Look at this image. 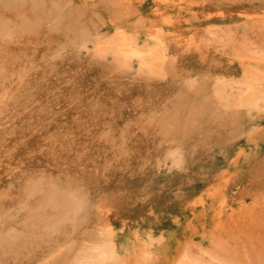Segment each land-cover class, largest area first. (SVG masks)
Segmentation results:
<instances>
[{
  "label": "rangeland",
  "instance_id": "374dc122",
  "mask_svg": "<svg viewBox=\"0 0 264 264\" xmlns=\"http://www.w3.org/2000/svg\"><path fill=\"white\" fill-rule=\"evenodd\" d=\"M10 1L0 2V144L67 107L0 158V264H264V0H17L39 16ZM24 66L32 77L8 84L7 69ZM79 70L6 124L17 100Z\"/></svg>",
  "mask_w": 264,
  "mask_h": 264
},
{
  "label": "bare ground",
  "instance_id": "6f19581e",
  "mask_svg": "<svg viewBox=\"0 0 264 264\" xmlns=\"http://www.w3.org/2000/svg\"><path fill=\"white\" fill-rule=\"evenodd\" d=\"M5 1L7 2L8 0H5ZM5 1L1 0V1H0V2H2L1 5L4 4ZM13 1H14V0H13ZM13 1H12V2H13ZM16 1H17V0H16ZM16 1H15L14 3H16L17 6H18V3H19L20 1H19V2L17 1L18 3H17ZM34 1H35V2H39L40 0H39V1H38V0H37V1H36V0H33V2H34ZM42 1H43V0H42ZM42 1H41V2H42ZM48 1H49V0H48ZM53 1H55V0H53ZM66 1H67V0H66ZM112 1H113V0H112ZM157 1H158V0H157ZM10 2H11V1H10ZM10 2H9V4H7V5L10 6V4L12 3V2H11V3H10ZM25 2H26V1H25ZM30 2H32V0H29L28 3H30ZM33 2H32V3H33ZM41 2H40V4H39L40 7H41V5L43 4V3L41 4ZM49 2H50V1H49ZM51 2H52V1H51ZM71 2H72V1H71ZM114 2L116 3V1H114ZM166 2H167V1H166ZM7 3H8V2H7ZM26 3H27V2H26ZM32 3H31V5H32ZM44 3H45V0H44ZM129 3H130V2H129ZM161 3H162V2H161ZM16 4H15V5L12 4L13 7L15 6V8H16ZM19 4H21V3H19ZM23 4H25V3H23ZM23 4H21L19 7H23V6H22ZM83 4H85V3H83ZM12 5H11V8H13ZM26 5H27V4H26ZM33 5H37V6H39L38 3H35V4L33 3ZM68 5H69V4H68ZM80 5H81V4H80ZM4 6H5V4H4ZM4 6H2L3 9H4L5 7L7 8V6H5V7H4ZM28 6H30V5H28ZM37 6H33V7L35 8V7H37ZM65 6H66V5H65ZM65 6H64V7H65ZM120 6H121V5H120ZM24 7H25V6H24ZM24 7H23V8H24ZM33 7H31V6H30V8H29V7H25V10H26V8H29V11H32V10H30V9H32ZM40 7H38V8H40ZM15 8H14V9H15ZM42 8H43V7H42ZM42 8H41V9H42ZM50 8H51V7H50ZM50 8H49V9H50ZM114 8H115V6H114ZM3 9H2V10H3ZM21 9H22V8H21ZM35 9H36V8H35ZM49 9H48V10H49ZM17 10H18V9H17ZM17 10H16V11H17ZM25 10H24V11H25ZM37 10H38V9L35 10L36 13H37ZM39 10H40V9H39ZM48 10H47V11H48ZM50 10H51V9H50ZM77 10H78V9H77ZM77 10H75V12H76ZM12 11L16 12V11L13 10V9H12ZM19 11L21 12V10H18V12H19ZM24 11H23V13H24ZM27 11H28V10H26V12H27ZM41 11H43V9H42ZM51 11H53V10H51ZM51 11H50V12H51ZM32 12H33V14L28 13V15H31V16L34 15L35 12H34V11H32ZM50 12H49V13H50ZM10 13H11V12H10ZM39 13H40V11H39ZM42 13L45 14L46 12H42ZM21 14H22V12H21ZM21 14H20V15H21ZM24 14H25V13H24ZM47 14H48V13H46V15H47ZM51 14H52V13H51ZM157 14H158V13H157ZM15 15H17L18 17H20L18 14H15ZM37 15H38V13H37ZM76 15H77V14H76ZM81 15H83V14H81ZM118 15H119V14H118ZM159 15H160V13H159ZM17 16H14V15H13V17H17ZM23 16H24V15H23ZM26 16H27V15H26ZM38 16H39V15H38ZM43 16H44V15H43ZM49 16H51V17L53 18L54 15H53V14H52V15H48V17H49ZM2 17H3V15H2ZM18 17H17V18H18ZM24 17H25V16H24ZM24 17H23V18H24ZM45 17H46V16H44V18H45ZM48 17H47V19L50 20L49 22L51 23V22H52V20H51L52 18L50 19V18H48ZM74 17H77V16L74 15ZM140 17H141V16H140ZM168 17H169V16H168ZM20 18H21V17H20ZM20 18H19V19H20ZM23 18H21V19L24 20L25 18H24V19H23ZM28 18H29V16H28ZM35 18H36V17H35ZM39 18H40V17H39ZM44 18H42V21H43ZM165 18H166V17H165ZM0 19H3V18H0ZM5 19H6V18H5ZM21 19H20V20H21ZM33 19H34V17H32V20H33ZM37 19H38V18H37ZM37 19H36V20H37ZM75 19H76V18H75ZM77 19H78V18H77ZM8 20L11 21V19H8ZM26 20H27V17H26ZM40 20H41V19H40ZM48 20H46V22H45V20H44V22L47 23ZM78 20H80V17H79ZM165 20H166V19H164L163 22H164ZM1 21H4V20H0V22H1ZM18 21H19V20H17V23H20V24H21V22H23V21H21V22H18ZM27 21H28L27 23H28V26H29V25H30L29 20H27ZM30 21H31V20H30ZM148 21H149V20H148ZM166 21H169V19L166 20ZM166 21H165V22H166ZM11 22H15V21H11ZM40 22H41V21H40ZM44 22L41 23V24L45 25ZM78 22H80V21H78ZM4 23H5V22H4ZM35 23H36V22H35ZM52 23H53V22H52ZM171 23H172V22H171ZM0 24H1V23H0ZM8 24H9V23H8ZM10 24H11V23H10ZM10 24H9V26H10ZM20 24H19V25H20ZM48 24H49V23H48ZM89 24H90V23H89ZM94 24H95V23H93V26L96 25V24H95V25H94ZM169 24H170V23H169ZM22 25L25 26L26 24H25V25L22 24ZM36 25H37V23H36L35 25H33V26H35V28H37L38 31H41V30L38 29V27H36ZM39 25H40V24H39ZM90 25H91V24H90ZM170 25H171V24H170ZM174 25H175V24H174ZM0 26H1V25H0ZM11 26L14 27L13 32H11L12 30L9 31L10 28H8V27L6 28V29H8V32L11 33V37H12V35H13V36L15 35V33H14L15 30H16V32H17V30H18L17 34H20V33H21V32L19 33V29H18L17 27H15V24H14V23H13V25H11ZM45 26H46V25H45ZM20 27H22V26H20ZM39 27L42 28L43 26L40 25ZM49 27H50V25H49ZM15 28H17V29H15ZM24 28H25V27H24ZM43 28H46V27H43ZM12 29H13V28H12ZM20 29H23V28H20ZM31 29H32V26H31ZM48 29H49V28H48ZM48 29H47V30H48ZM51 29H52V28H51ZM146 29H147V28H146ZM157 29H158V28H157ZM157 29H152V30L150 31V33L148 34V36L151 37V38H153V39H155V40H161L160 33L158 34ZM34 30H36V29H34ZM34 30H33V31H34ZM47 30H46V31H47ZM21 31H22V30H21ZM42 31H43V30H42ZM48 31H49V30H48ZM51 31H54V29L51 30ZM25 32H26V29H25ZM27 32H28V31H27ZM35 32H36V31H35ZM37 33H39V32H37ZM40 33H43V32H40ZM40 33H39V34H40ZM52 33H53V32H52ZM138 33H139V32H138ZM1 34H2V33H1ZM3 34H5V32H4ZM17 34H16V37H17ZM23 34H24V33H23ZM31 34H32V33H31ZM43 34H44V33H43ZM181 34H182L181 32H177V31L174 32V33L172 34V36H173V40H176V41H182V40H184V37H182ZM24 35H25V34H24ZM26 35H28V34L26 33ZM29 35H30V32H29ZM33 35H34V33H33ZM33 35H31V36H32V37H35V36H37L38 34H36V35H34V36H33ZM44 35H45V34H44ZM20 36L22 37L23 35L20 34L18 37H20ZM58 36H59V35H58ZM3 37H4V35H3ZM3 37H2V38H3ZM11 37L9 36L10 39H11ZM14 37H15V36H14ZM16 37H15V38H16ZM32 37H31V38H32ZM39 37H40V36H39ZM6 38H7V37H6ZM6 38H5V39H6ZM15 38H14V39H15ZM22 38H23V37H22ZM26 38H27V36H26ZM37 38H38V37H37ZM37 38H36V41H37ZM42 38H43V37H42ZM49 38H50V37H49ZM56 38H57V37H56ZM56 38H55V39H56ZM58 38H59V37H58ZM58 38H57V39H58ZM5 39H4V40H5ZM7 39H8V38H7ZM14 39H13V40H14ZM17 39H18V38H17ZM28 39H30V36H29ZM28 39H27V40H28ZM32 39H33V38H32ZM57 39H56V40H57ZM63 39H64V38H63ZM68 39H69V38H68ZM8 40H9V39H8ZM20 40H21V39H19V40L16 41V42H19ZM30 40H31V39H30ZM39 40H40V38H39ZM52 40H53V39H52ZM186 40H187V38H186ZM9 41H11V40H9ZM14 41H15V40H14ZM22 41H23V40H22ZM28 41H29V40H28ZM32 41L34 42V40H32ZM32 41H31V42H32ZM44 41L46 42V40H43V42H44ZM48 41H49V40H47V44H48ZM66 41H68V40H66ZM5 42H6V40H5ZM16 42H14V43H16ZM25 42H26V41H25ZM29 42H30V41H29ZM29 42H28V43H29ZM33 42H32V43H33ZM38 42H39V41H38ZM50 42H51V41H50ZM50 42H49V45H50ZM72 42H73V41H72ZM161 42H162V41H161ZM186 42H188L189 44H192V43L194 42V36H192V38H189L188 41H186ZM10 43H11V42H10ZM34 43H36V42H34ZM34 43H33V44H34ZM56 43H57V42H56ZM56 43H55V45H56ZM8 44H9V43H8ZM11 44H13V43H11ZM16 44H18V43H16ZM21 44H23V43H20L19 45H21ZM40 44H43V43H40ZM45 44H46V43H45ZM45 44H43V45H45ZM2 45H6V44H5V43H2L1 46H2ZM9 45H10V44H9ZM13 45H14V44H13ZM37 45H38V43H37L36 45H34V47L37 46ZM75 45H76V44H75ZM75 45H74V47H75ZM15 46H17V45H15ZM15 46H14V47H15ZM21 46H22V45H21ZM27 46H28V44H27ZM29 46H31V43H30ZM29 46H28V47H29ZM38 46H39V45H38ZM56 46H57V45H56ZM59 46H61V45H59ZM63 46H64V45H63ZM22 47H25V48H26V45H24V46H22ZM22 47H21V48H22ZM34 47L32 46V48H31L33 51L35 50ZM47 47H48V45H47ZM49 47H50V46H49ZM49 47H48V48H49ZM51 47H52V45H51ZM51 47H50V48H51ZM0 48H1V47H0ZM10 48H11V47H10ZM58 48H59V47L55 48V50H58ZM60 48H61V47H60ZM3 49H4V48H3ZM26 49H27V48H26ZM31 49H30V50H31ZM62 49H63V47H62ZM69 49H70V48H69ZM1 50H2V48H1ZM1 50H0V51H1ZM4 50H6V48H5ZM8 50H9V49H8ZM20 50H21V49H20ZM24 50H25V49H23V51H24ZM30 50H29V51H30ZM36 50H37V49H36ZM39 50H40V49H39ZM59 50H60V49H59ZM10 51H11V50H10ZM23 51H22V52H23ZM25 51H27V50H25ZM29 51H28V52H29ZM46 51H47V50H46ZM18 52H19V50H18ZM35 52H37V51H35ZM47 52H48V51H47ZM50 52H51V50H50L48 53H50ZM61 52H62V51H61ZM64 52H65V51H64ZM0 53H2V51H1ZM5 53H6V52H5ZM5 53H4V54H5ZM19 53H20V52H19ZM26 53H27V52H26ZM6 54H8V53H6ZM9 54H10V53H9ZM9 54H8V55H9ZM16 54H17V52H16ZM21 54H23V56H25L24 52L21 53ZM40 54H42V53H40ZM46 54H47V53H46ZM55 54H56V53H55ZM66 54H67V53H65V56H64V57H66ZM68 54H69V53H68ZM1 55H3V54H1ZM1 55H0V57L2 58ZM33 55H35V54L33 53ZM33 55H32V56H33ZM44 55H45V53H44ZM58 55H59V53H58ZM63 55H64V54H63ZM12 56H13V54H12ZM27 56H28V55H27ZM37 56H38V54H37ZM37 56H35V57H37ZM55 56H56V55H55ZM55 56H54V57H55ZM4 57H5V55H4ZM30 57H31V53H30L29 58H30ZM40 57H41V56H40ZM49 57H50V56H49ZM52 57H53V56H52ZM58 57H60V56H57L56 58H58ZM61 57H62V56H61ZM10 58H11V57H10ZM12 58H16V57L13 56ZM12 58H11V60H10V59H9V60L12 61V60H13ZM43 58H45V57H43ZM71 58H72V57H71ZM5 59H7V58H5ZM5 59H4V60H5ZM20 59H21V58H20ZM22 59H23V57H22ZM24 59L27 61V59H26L25 57H24ZM30 59H31V61H32V57H31ZM34 59H35V58H34ZM62 59H63V57H62ZM62 59H58V60H61V62H62ZM212 59H213V58H212ZM9 60H8V61H9ZM41 60H43V59H41ZM47 60H48V58H47ZM52 60H53V59H52ZM54 60H55V59H54ZM56 60H57V59H56ZM14 61H15V60H14ZM23 61H24V60H23ZM2 62H3V64H4V62H6V65H4V66H7V64H8V65H9V64L12 65L11 63H7V60H6V61H2ZM2 62H1V63H2ZM28 62H30V60H29ZM66 62H67V61H66ZM12 63H13V61H12ZM17 63H18V65H23V63H21V64H20L19 62H17ZM35 63H36V62H35ZM35 63H33V64H35ZM37 63H39V62H37ZM37 63H36V64H37ZM42 63H43V61H42ZM50 63H51V61H50ZM58 63H59V62H58ZM14 64H16V63H14ZM28 64L30 65V63H28ZM31 64H32V63H31ZM62 64H63V63H62ZM78 64H79V63H78ZM1 65H2V64H1ZM1 65H0V66H1ZM16 65H17V64H16ZM41 65H42V64H41ZM52 65H53V64H52ZM31 66H33V65H31ZM36 66H37V65H36ZM49 66H50V64H49ZM54 66H55V65H54ZM56 66H57V65H56ZM59 66H60V65H59ZM9 67H10V66H9ZM16 67H17V66H16ZM38 67H39V65H38ZM47 67H48V65H47ZM57 67H58V66H57ZM73 67H74V66H73ZM45 68H46V67H45ZM59 68H60V67H59ZM0 69H2V68H0ZM6 69H7V68H6ZM13 69H15V68L13 67ZM31 69H32V68H31ZM37 69H38V68H37ZM48 69H49V67H48ZM63 69H64V68H63ZM63 69H60V70H63ZM11 70H12V67H11ZM35 70H36V69H35ZM43 70H44V69H43ZM43 70H42V72H43ZM53 70H54V69H53ZM53 70L50 71V73H52L53 75H55V73H53ZM76 70H77V69H76ZM36 71H37V70H36ZM68 71H69V70H68ZM68 71H66V72H62V71H61V73L56 72V73H58V74H56V75H57V76H56V80L53 81V82H52V81H49V82H51V85H47L44 89H42L40 92H38V93L35 94L34 96L31 95V94H32V93H31V94L28 96V97H31V98H30L28 101H27V100L24 101L25 103L23 102V105H21L20 102H18V100H17V103H16V104H18V103H19V104L17 105L16 109L18 108V110H17V112H16L15 114L12 112L14 115H13L12 119H9V121H8L6 124H10V123L16 121V119H18L20 116H22L26 111H28V109H30V108H32V107H35V105H36V104L38 105V103L41 102L42 100H46L45 103L49 102V101H47V100H51L50 98L53 96L54 93H56L57 91H59V90L65 88L66 86H68V84H69L71 81H73V80L76 78V76L81 72V70H79V71H74V72H68ZM3 72H5V70H4ZM6 72H8V69H7ZM6 72H5V75H3V77L6 76L5 78H7V77L9 76V77L7 78V82H8V84H9V83H12L14 80H17V79H19L20 81H23V79L27 77L26 75H28L29 70H28V67H25V66H24V68L22 67L21 70H20V69H19V70H16V69H15V71H13V72L11 71L10 73H7V75H6ZM37 72H38V71H37ZM48 72H49V70H48ZM59 72H60V71H59ZM3 74H4V73H3ZM44 74H46V76H47V73H46V72H45ZM52 74H51V75H52ZM0 75H1V72H0ZM29 75H30V76H29ZM29 75H28V76H29V79H30V77H32L33 74L31 75V73L29 72ZM44 76H45V75H43V77H44ZM41 77H42V76H40V79H39V80H41ZM47 77H48V76H47ZM47 77H46V79H47ZM0 78L3 79L1 76H0ZM44 78H45V77H44ZM44 78H43V79H44ZM102 78H103V77H102ZM29 79H28V80H29ZM33 79H34V78H33ZM109 79H110V78H109ZM24 80H25V79H24ZM31 80H32V78H31ZM48 80H49V79H48ZM75 80H76V79H75ZM25 81H26V80H25ZM34 81H35V80H34ZM34 81L32 80V82H34ZM41 81H43V80H41ZM41 81L38 82V83H41ZM30 82H31V81H30ZM30 82H29V83H30ZM43 82H45V81H43ZM47 82H48V81H47ZM14 83H15V82H14ZM22 83H23V82H22ZM22 83H21V84H22ZM26 83H27V82H26ZM29 83H27V84L30 85ZM111 83H112V82H111ZM12 84H13V83H12ZM31 84H32V83H31ZM34 84H35V83H34ZM46 84H47V83H46ZM87 84H88V83H87ZM13 85H14V84H13ZM36 85H38V84H36ZM71 85H72V83H71ZM108 85H109V84H108ZM112 85H113V84H112ZM24 86H25V85H23V88H24ZM40 86H42V85L40 84ZM76 86H78V84H77ZM12 87H13V86H12ZM12 87H10V88H12ZM25 87H26V86H25ZM28 87H30V86H28ZM2 88H3V87H2ZM2 88H1V89H2ZM5 88H6V86H5ZM32 88H34V87H32ZM32 88H31V89H32ZM39 88H40V87H39ZM42 88H43V87H42ZM76 88H77V87H76ZM76 88H74V90H75ZM79 88H81V87H79ZM79 88H78V89H79ZM92 88H93V86L90 87V88H88V90L82 92L80 95L75 96V94H74V95H73L74 98L71 96L72 99L68 97V96H70V95L67 96V94H66V96H67V98H69L70 103H72L74 100L78 99L80 96L84 95L85 93H87V92H88L89 90H91ZM16 89H17V88H16ZM16 89H15V90H16ZM34 89H35V88H34ZM22 90H23L24 92H25V91L27 92V90H29V88H27V90H24V89H22ZM39 90H40V89H39ZM39 90H38V91H39ZM8 91H10V90H8ZM11 91H12V90H11ZM18 91H19V90H18ZM35 91H36V90H35ZM77 91H78V90H77ZM14 92H15V91H14ZM6 93H7V91H6ZM27 93H30V92H27ZM34 93H35V92H34ZM60 93H61V92H60ZM62 93H64V91H63ZM88 93H90V92H88ZM7 94H8V93H7ZM12 94H14V95H13V96L10 95V96H11L12 98L15 97V94H16V93H12ZM17 94H18V92H17ZM17 94H16V95H17ZM23 94H24V93H23ZM72 94H73V93H72ZM21 95H22V94H21ZM60 95H61V94H60ZM62 95H63V94H62ZM64 95H65V93H64ZM152 95H153V94H152ZM152 95H151V96H152ZM5 96H6V98H7V95H5ZM5 96H4V98H5ZM26 96H27V94H26ZM57 96H59V95H57ZM57 96H56V97H57ZM59 97H60V96H59ZM23 98H24V97H23ZM92 98H93V97H91V99H92ZM7 99H10V98L8 97ZM57 99H58V98H57ZM60 99H61V98H60ZM2 100H3V99H2ZM2 100H0V101H2ZM4 100H5V99H4ZM11 100H12V99H11ZM61 100H62V99H61ZM81 100H82V98H81ZM138 100H139V99H138ZM148 100H149V98H148ZM148 100H147V101H148ZM19 101H20V100H19ZM140 101H141V100H140ZM144 101H145V100H144ZM150 101H151V99H150ZM155 101H156V99H155ZM9 102H10V100H9ZM57 102H58V100H57ZM64 102H65V101H64ZM66 102H67V101H66ZM75 102H78V100L75 101ZM112 102H114V101H112ZM0 103H1V102H0ZM45 103H44V104H45ZM62 103H63V102H62ZM62 103L60 104V105H61L60 107H57V110H56V111H54V109H53L52 111H50V112L47 113V116H46V117L44 116L45 118L41 117V118H43V120H41V121L38 122L37 124H36V123H34L35 125L32 124V127L28 128V129H27L26 127H23V128L21 129L22 131L19 133V136H20L19 139H17L14 143H12V144L9 143V145H7L6 143L0 144V158L4 157V156L8 153V151H9L10 149H11V150H12V148L14 149V147H16L21 141L24 142L23 140L28 139V137H29L30 135L32 136V133L35 132V130H36L37 128H39L41 125H43L44 123L46 124V121L51 120V119L54 118L56 115H58L60 112H62V111L67 107V106H65V105H62ZM119 103H120V102H119ZM150 103H151V102H150ZM150 103H149V104H150ZM166 103H167V102H166ZM7 104H8V102H7ZM11 104H12V103H11ZM84 104H85V103H84ZM115 104H116V103H115ZM145 104H146V102H145ZM149 104H148V105H149ZM164 104H165V103H164ZM20 105H21L22 108H19ZM39 105H40V104H39ZM70 105H71V104H70ZM70 105H69V106H70ZM72 105H73V103H72ZM77 105H78V104H77ZM87 105H88V104H87ZM87 105H86V106H87ZM103 105H105V104H103ZM103 105H102V106H103ZM125 105H126V104H125ZM49 106H50V105H49ZM89 106H90V105H89ZM89 106H88V107H89ZM91 106H92V105H91ZM94 106H96V105H94ZM122 106H124V105L122 104ZM141 106H142V105H140V107H141ZM145 106H146V105H145ZM166 106H167V105H166ZM10 107H11V106H10ZM10 107H9V108H10ZM13 107H15V106L12 105V108H13ZM44 107H45V106H44ZM44 107H43V109H47V108H48L47 106H46V108H44ZM51 107H53V106H51ZM88 107H87V109L89 110ZM98 107H99V106H98ZM103 107H104V106H103ZM3 108L5 109V107H3ZM3 108H2V109H3ZM7 108H8V107H7ZM7 108H6V109H7ZM9 108L7 109L8 111H9ZM41 108H42V107H41ZM41 108L39 107V109H41ZM69 108H71V107H69ZM93 108H94V107H93ZM107 108H108V107H107ZM121 108L123 109V107H121ZM143 108H144V107H143ZM152 108H153V105H152ZM14 109H15V108H14ZM20 109H21V110H20ZM36 109H37V107H36ZM90 109H91V107H90ZM137 109H138V108H137ZM10 110H11V109H10ZM73 110H74V109H73ZM85 110H86V109H85ZM95 110H97V108H96ZM127 110H128V109H127ZM139 110H140V109H139ZM153 110H154V109H153ZM4 111H5V110H4ZM4 111H1V110H0L1 113L4 112ZM8 111H7L6 113H9ZM42 111H43V110H42ZM44 111H45V110H44ZM92 111H94V110H92ZM148 111H150V110H148ZM33 112H35V109H34ZM75 112H76V111H75ZM136 112H137V111H136ZM159 112H160V110H159ZM162 112H163V111H162ZM1 113H0V115H1ZM10 113H11V112H10ZM43 113H44V112H42L41 114H43ZM63 113H64V112H63ZM67 113H68V111H67ZM92 113H93V112H92ZM141 113H142V112H141ZM141 113H140V114H141ZM104 114H105V113H104ZM113 114H114V112H113ZM154 114H155V113H154ZM2 115H4V114H2ZM6 115H7V114H6ZM80 115H81V114H80ZM88 115H89V114H88ZM90 115H91V114H90ZM111 115H112V113H111ZM120 115H121V113H120ZM163 115H164V114H163ZM97 116H98V115H97ZM99 116H100V115H99ZM151 116H153V114H152ZM6 117H8V116H6ZM39 117H40V116H39ZM76 117H77V116H76ZM104 117H105V116H104ZM120 117H121V116H120ZM4 118H5V117H4ZM9 118H10V117H9ZM21 118H22V117H21ZM66 118H67V117H66ZM80 118H81V116H80ZM84 118H85V117H84ZM88 118H89V116H88ZM90 118H91V117H90ZM117 118H118V117H117ZM138 118H139V116H138ZM138 118H136V120H138ZM93 119H94V118H93ZM128 119H129V118H128ZM141 119H145V113H144V118H143V116H142V114H141ZM141 119H140V120H141ZM166 119H167V118H166ZM1 120H2V119H1ZM91 120H92V119H91ZM96 120H97V119H96ZM119 120H120V119H119ZM122 120H123V119H122ZM133 120H134V119H133ZM133 120H131V122H135V120H134V121H133ZM140 120H138V121H140ZM154 120H155V119H154ZM159 120H161V118H160ZM162 120H163V118H162ZM77 121H78V120H77ZM77 121H76V122H77ZM85 121H87V120L85 119ZM111 121H112V120H111ZM111 121H110V122H111ZM114 121H115V119H114ZM127 121H128V120H127ZM127 121H126V122H127ZM32 122H33V121H32ZM70 122H71V121H70ZM82 122H83V121H82ZM107 122H109V120H108ZM110 122H109V123H110ZM112 122H113V121H112ZM146 122H147V121H146ZM149 122H151V121H149ZM154 122H155V121H154ZM158 122H159V121H158ZM161 122H163V121H161ZM161 122H160V124H159L160 126L163 125V123H162V125H161ZM16 123H18V120L16 121ZM48 123H50V122H48ZM72 123H73V122H72ZM72 123H71V124H72ZM102 123H103V122H102ZM147 123H148V122H147ZM147 123H146V124H147ZM166 123H167V121H166ZM1 124H2V122H1ZM12 124H13V123H12ZM84 124H86V123H84ZM87 124H88V123H87ZM91 124H92V123H91ZM95 124H96V123H94V125H95ZM126 124H127V123H125V125H126ZM143 124L146 125L145 123H143ZM157 124H158V123H157ZM23 125H24V123H23ZM33 125H34V126H33ZM49 125H50V124H49ZM82 125H83V123H82ZM94 125H93V126H94ZM97 125H98V124H97ZM104 125H105V124H104ZM104 125H103L102 128H104ZM114 125H115V124H114ZM129 125H130V124H129ZM129 125L127 124V126H129ZM138 125H139V124H138ZM138 125H136V126H138ZM148 125H151V124L149 123ZM8 126H9V125H8ZM15 126H16V125H15ZM19 126H20V124H19ZM27 126H28V125H27ZM67 126H68V125H67ZM86 126H87L86 128H88L89 124L86 125ZM90 126H92V125H90ZM95 126H96V125H95ZM95 126H94V127H95ZM98 126H99V125H98ZM123 126H124V124H123ZM131 126H132V125H131ZM168 126H169V125H168ZM3 127H5V126H3ZM13 127H14V126H13ZM13 127H12V129H13ZM21 127H22V126H20V128H21ZM107 127H108V126H107ZM134 127H135V126H134ZM140 127H142V126H140ZM148 127H149V126H148ZM162 127H163V126H162ZM47 128H48V126H47ZM96 128H97V127H96ZM96 128H93V129H96ZM99 128H100V127H99ZM99 128H97V129H99ZM102 128H101V129H102ZM124 128H126V127H124ZM124 128H123V129H124ZM142 128H143V127H142ZM168 128H169V127H168ZM42 129H43V128H42ZM73 129H74V128H73ZM89 129H91V128H89ZM93 129H91V130H93ZM106 129H107V128H106ZM109 129H111V126H110ZM112 129H114V128H112ZM146 129H147V128H146ZM160 129H161V128H160ZM160 129L158 130V132L160 131ZM3 130H4V128H3ZM16 130H17V129H16ZM61 130H62V129H61ZM80 130H81V129H80ZM87 130H88V129H87ZM138 130H139V129H138ZM147 130H148V129H147ZM165 130H166V129H165ZM54 131H55V130H54ZM95 131H96V130H95ZM103 131H104V130H103ZM108 131H109V130H108ZM166 131H167V130H166ZM166 131H164L162 134L164 135V133H166ZM56 132H58V130H57ZM65 132H66V131H65ZM79 132H80V131H79ZM88 132H90V131H88ZM98 132H101V131H98ZM113 132H114V131H113ZM135 132H136V131H135ZM140 132H141V131H140ZM145 132H148V131H145ZM2 133H3V132H2ZM47 133H48V132H47ZM63 133H64V132H63ZM94 133H96V132H94ZM94 133H93V134H94ZM114 133H115V132H114ZM128 133H129V132H128ZM159 133H160V132H159ZM48 134H49V133H48ZM90 134H91V132H90ZM112 134H113V133H112ZM42 135H43V134H42ZM44 135H45V134H44ZM81 135H82V134H81ZM163 135H161V136H163ZM165 135H166V134H165ZM38 136H40V135H38ZM71 136H73V134H72ZM97 136H98V134H97ZM108 136H109V135H108ZM112 136H113V135H112ZM144 136H145V135H144ZM10 137H11V136H10ZM13 137H14V136H13ZM13 137H12V138H13ZM114 137H115V136H114ZM164 137H165V136H164ZM14 138H15V137H14ZM65 138H66V137H65ZM78 138H79V137H78ZM100 138H101V136H100ZM69 139H70V138H69ZM107 139H108V138H107ZM109 139H110V138H109ZM3 140H4V138H3ZM54 141H55V139H54ZM108 141H109V140H108ZM112 141H113V140H112ZM115 141H116V140H115ZM127 141H128V140H127ZM9 142H10V141H9ZM79 142H80V140H79ZM85 142H86V141H85ZM109 142H110V141H109ZM106 143H107V142H106ZM22 144H23V143H22ZM22 144H21V145H22ZM54 144H55V143H54ZM84 144H85V143H84ZM112 144H113V143H112ZM114 144H115V143H114ZM146 144H147V143H146ZM6 145H7V146H6ZM102 145H103V144H102ZM61 146H62V145H61ZM68 146H69V145H68ZM77 146H78V145H77ZM84 146H86V144H85V145H82V147H84ZM45 147H46V146H42V147H40V148H44V149H42V150H43V153H50V151H51V152H54L53 150H51L52 148H51V149H50V148H49V149L46 148V150H45ZM72 147H73V146H72ZM98 148H99V147H98ZM112 148H113V147H112ZM62 149H63V147H62ZM64 149H65V148H64ZM127 149H128V148H127ZM11 150H10V151H11ZM60 150H61V149H60ZM70 150H71V149H70ZM81 150H82V148H81ZM110 150H111V149H110ZM125 150H126V149H125ZM66 151H67V150H66ZM85 151H86V149H85ZM101 151H102V150H101ZM64 152H65V151H64ZM69 152H70V151H69ZM69 152H68V153H69ZM71 152H72V151H71ZM75 152H76V151H75ZM79 152H80V151H79ZM79 152H78V153H79ZM43 153H42V154H43ZM81 153H82V152H80V154H81ZM69 154H70V153H69ZM6 156H7V155H6ZM66 156H67V155H66ZM82 156H83V155H82ZM82 156H81V157H82ZM99 156H100V155H99ZM67 157H68V156H67ZM78 157H79V156H78ZM79 158H80V157H79ZM94 158H95V157H94ZM94 158H93L92 160H94ZM98 158H99V157H98ZM90 160H91V159H90ZM155 160H156V159H155ZM78 161H79V160H78ZM78 161H77V162H78ZM98 161H99V160H98ZM154 162H155V161H154ZM154 162H153V163H154ZM148 163H149V162H148ZM157 163H158V162H157ZM177 163H178V162H177ZM179 163H180V162H179ZM12 165H13L12 162H8V163L6 164V169H7V170L10 169ZM146 165H147V164H146ZM63 167H64V166H63ZM82 168H83V167H82ZM132 168H133V167H132ZM96 169H97V168H96ZM97 170H98V169H97ZM96 174H97V172H96ZM95 178H96V177H95ZM56 183H57V182H56ZM12 185H13V184H12ZM45 185H46V184H45ZM45 185H44V187H45ZM9 187L11 188V186H9ZM12 187H14V186H12ZM17 187H18V186H17ZM14 188H15V187H14ZM14 188H13V189H14ZM14 190H15V189H14ZM17 190L19 191V189H17ZM11 191H12V190H11ZM9 192H10V191H9ZM39 193H40V192H39ZM10 194H11V193H10ZM33 198H34V197H33ZM1 206H2V205H1ZM108 210H109V209H108ZM107 212H108V211H107ZM0 222H1V220H0ZM0 225H1V224H0ZM1 226H2V225H1ZM16 229H17V228H16ZM32 233H33V232H32ZM22 234H23V233H22ZM29 235H30V234H29ZM29 235H28V236H29ZM129 252H130V251H129ZM145 258H146V256H145Z\"/></svg>",
  "mask_w": 264,
  "mask_h": 264
}]
</instances>
